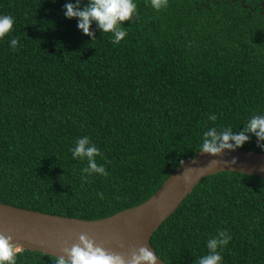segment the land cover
Here are the masks:
<instances>
[{
  "label": "trees",
  "instance_id": "16d2710c",
  "mask_svg": "<svg viewBox=\"0 0 264 264\" xmlns=\"http://www.w3.org/2000/svg\"><path fill=\"white\" fill-rule=\"evenodd\" d=\"M69 2L0 0L15 20L0 38V202L108 216L152 195L208 128L238 131L264 112V0H168L159 12L135 0L138 18L122 22L127 35L115 45L95 23L93 37L82 34L64 16ZM85 135L109 173L87 183L86 161L69 152ZM237 149L264 152L255 136ZM221 229L231 235L223 264H264V178L207 174L149 243L166 264H194ZM54 260L21 249L16 264Z\"/></svg>",
  "mask_w": 264,
  "mask_h": 264
},
{
  "label": "clouds",
  "instance_id": "9594fccd",
  "mask_svg": "<svg viewBox=\"0 0 264 264\" xmlns=\"http://www.w3.org/2000/svg\"><path fill=\"white\" fill-rule=\"evenodd\" d=\"M149 3L157 12L168 7V0H149ZM63 8L65 18L77 19V29L82 34L93 37L94 32L90 30V27L95 23L96 29L101 34H111V43L114 45L127 35L126 27L122 26V22H131L133 18H138L135 0H87L84 6H81V0H75V3H65ZM14 22V17L0 14V38L12 31ZM18 40L19 38L12 37L9 48L16 49ZM207 119L215 122L217 116L215 113H210ZM250 136L256 137L257 147L264 151V143H261L264 141V112L251 115L238 131H233L231 126L222 127L219 130L217 127L208 128L202 134L198 152L216 157L224 150L235 151L246 143ZM69 152L73 160L86 161V166L80 169L82 182L87 183L88 178L94 174L101 177L109 175L103 164H97L96 157L102 154L88 136L76 138ZM227 163L234 164L235 159ZM197 169L189 167L183 171L181 176L185 187L193 183L192 173ZM97 195L103 198L101 193ZM230 240L231 235L227 230H218L215 236L207 239L206 254L196 258L194 264H223L221 253ZM61 251L63 255L56 256L53 264H157L159 257L156 252L141 246L131 249L129 256L125 258L108 252L85 234L79 235L78 243L70 248L64 247ZM20 252L21 247L13 242L11 236L0 233V264H16Z\"/></svg>",
  "mask_w": 264,
  "mask_h": 264
},
{
  "label": "water",
  "instance_id": "95a60500",
  "mask_svg": "<svg viewBox=\"0 0 264 264\" xmlns=\"http://www.w3.org/2000/svg\"><path fill=\"white\" fill-rule=\"evenodd\" d=\"M205 159L209 165L195 166L201 177L190 186L185 187L179 179L184 164L181 161L179 167L147 199L96 219L45 213L0 202V233L11 236L21 249L39 251L54 257L63 255L62 248H70L78 243L81 234L108 252L125 258L131 249L141 246L155 253L149 243L152 233L202 177L216 171H232L264 178V152L224 150L216 157L197 152L190 161L204 162ZM233 159L234 164L227 163ZM157 264L166 263L158 257Z\"/></svg>",
  "mask_w": 264,
  "mask_h": 264
},
{
  "label": "bare ground",
  "instance_id": "6f19581e",
  "mask_svg": "<svg viewBox=\"0 0 264 264\" xmlns=\"http://www.w3.org/2000/svg\"><path fill=\"white\" fill-rule=\"evenodd\" d=\"M190 159L191 158H185V159H183L182 161H183V166H182V168H181V170H180V180L183 182V180H182V176H181V174L183 173V171L185 170V169H187V168H189V167H191V168H194L195 169V166H198V165H209V163L206 161V159L204 160V162L203 161H190ZM192 175H194V178H193V183H195L196 182V180H198L200 177H201V174L200 173H197V170H195L193 173H192ZM192 183V184H193Z\"/></svg>",
  "mask_w": 264,
  "mask_h": 264
},
{
  "label": "rangeland",
  "instance_id": "374dc122",
  "mask_svg": "<svg viewBox=\"0 0 264 264\" xmlns=\"http://www.w3.org/2000/svg\"><path fill=\"white\" fill-rule=\"evenodd\" d=\"M196 156V154L195 155H193V157L192 158H194ZM183 159H181V160H179V162H178V164H177V168L179 167V163L182 161Z\"/></svg>",
  "mask_w": 264,
  "mask_h": 264
}]
</instances>
